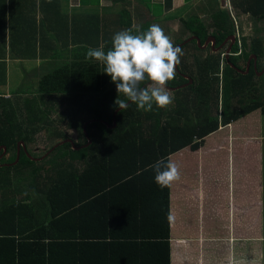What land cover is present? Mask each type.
Here are the masks:
<instances>
[{
  "label": "trees",
  "instance_id": "trees-1",
  "mask_svg": "<svg viewBox=\"0 0 264 264\" xmlns=\"http://www.w3.org/2000/svg\"><path fill=\"white\" fill-rule=\"evenodd\" d=\"M228 1L236 16H248L255 26L264 23V0ZM118 19L113 33L89 18L79 27L71 19V41L75 27L82 29L70 46L58 42L66 34L63 26L52 30L59 36L47 43L36 42L29 25L10 33L8 42L0 33V88L6 86L9 61L41 65L39 76L37 71L26 75L32 79L28 85L8 97L0 93V264H172L170 190L175 183L160 188L150 166L158 160L179 166L180 155L199 151L220 126L251 112L264 114V78L232 67L237 68L239 58L264 57L262 29L257 28V36L233 46L229 61L223 56L226 48L199 55L193 72L181 55L179 71L190 76L192 85L171 91L172 103L165 108L154 104L145 112L131 102L109 127L116 99L128 101L117 93L104 65L86 60L85 54L101 46L106 52L113 36L132 26L129 19L125 23L124 8ZM210 21L205 26L191 17L183 27L201 43L208 35L221 43L233 34L235 22L227 9L212 14ZM149 27L147 21L140 30ZM184 84L175 71L165 86L173 90ZM83 124L92 139L86 146H81L88 142ZM67 137L77 147L58 142ZM45 139L47 151L35 155L32 148ZM232 141L233 153L245 143ZM18 146V161L10 165ZM230 160L233 171L239 161ZM179 173L184 174L180 166Z\"/></svg>",
  "mask_w": 264,
  "mask_h": 264
},
{
  "label": "crops",
  "instance_id": "crops-1",
  "mask_svg": "<svg viewBox=\"0 0 264 264\" xmlns=\"http://www.w3.org/2000/svg\"><path fill=\"white\" fill-rule=\"evenodd\" d=\"M219 3L222 9L228 7V0H119V4L110 0H0V33L4 32L8 42L10 33L29 25L31 32L36 33V42L42 39L47 43L55 40L53 36H59L52 30L63 26L66 34L58 42L67 41L70 46L79 41L76 33L79 39L82 28L78 27L83 19L89 18L113 33L119 25V11L124 8L125 23L129 19L132 25H145L147 21L150 26L157 24L172 43L188 49V40L195 35L186 31L183 22L197 16L206 26ZM57 15L60 20L55 19ZM71 19L78 22L73 41ZM42 30L46 33L43 36ZM191 41L198 45L194 39ZM10 63L21 64L8 62L6 83ZM261 115L251 112L236 123L220 126L199 151L179 156L184 174L170 190L172 264H227L230 255L243 264H264ZM234 138L245 142L235 153ZM225 146L228 159L223 152ZM230 159L239 161L233 171Z\"/></svg>",
  "mask_w": 264,
  "mask_h": 264
},
{
  "label": "clouds",
  "instance_id": "clouds-1",
  "mask_svg": "<svg viewBox=\"0 0 264 264\" xmlns=\"http://www.w3.org/2000/svg\"><path fill=\"white\" fill-rule=\"evenodd\" d=\"M181 55L182 49L174 47L163 29L153 24L145 31H141L139 25H132L117 32L112 38L111 48L106 52L103 46L90 48L85 59L104 65L103 72L116 84L117 93L136 104L139 110L147 112L153 109L154 104L157 108H165L172 103L165 85L175 78ZM115 104L119 109L128 107L124 99H116ZM150 167L160 188L169 187L180 178L179 166L171 160H158ZM227 264H243V261L230 255Z\"/></svg>",
  "mask_w": 264,
  "mask_h": 264
},
{
  "label": "flooded vegetation",
  "instance_id": "flooded-vegetation-1",
  "mask_svg": "<svg viewBox=\"0 0 264 264\" xmlns=\"http://www.w3.org/2000/svg\"><path fill=\"white\" fill-rule=\"evenodd\" d=\"M244 17L245 16L243 15L242 18H244ZM246 17H245V19H247ZM231 18L235 22V25L233 24V26H234L233 34H231L230 36L226 37L221 43H218L216 41V39L214 37H212L211 35H208L204 39V41L202 43L200 42L199 46L198 45H194L193 41H190V42L187 43V45H190L189 49L185 48L186 46L185 47H183V46L180 47L181 49H184L182 51L183 52L182 56H183V58L185 57V64L188 67V69H190V71L193 69V72H196V70H195L196 69V62L194 61V58L195 57L200 58L199 52L207 50L208 53H218L222 49L226 48L225 52L223 53L224 54V59H225V61H229V59H226V57L228 56V50L230 49L231 46H232L231 47V52H232V48H233V46L235 44L238 43L239 45H241L242 38H247V37L250 36V39H251V35L252 36H257V34L255 35V33H253V30L257 29V26L252 27V25H251V27L249 29L250 35H245L242 32V29H241L242 27L240 26L242 20H238L237 16L236 15L232 16V14H231ZM248 20H250V22H253L249 18H248ZM263 27H264V23H261V28L263 29ZM260 34H262V36L264 38L263 30H262V32ZM194 37H196V36H194ZM213 41H214V44H213ZM246 42H250V41L246 39ZM177 46H179V45H175L174 47H177ZM242 52H243V50H241L239 52L237 57L238 56L240 57ZM193 54L194 55L197 54V55L191 56ZM230 56H231V53H230ZM254 57H255L254 55H249L247 57V59H246V62H243L242 58L237 59L236 67L240 71V73H242L244 75H247L249 72H251L252 74H254L255 79L258 78L259 74H261V78H264V57H257V56L255 58ZM183 62H184V59H183ZM177 65H179V64H177ZM178 68H179V66H178ZM254 69L256 71H254ZM175 71H177V70H175ZM178 73L181 76V78L184 79V81H187V84H184V85H182L179 88L173 89L174 91H177L178 89H184L187 86L192 85V83H193L192 79L190 78V76L188 74H186V73L182 74L180 71H178ZM187 78L190 79V81L187 80ZM171 90L172 89H170V92H171Z\"/></svg>",
  "mask_w": 264,
  "mask_h": 264
},
{
  "label": "rangeland",
  "instance_id": "rangeland-1",
  "mask_svg": "<svg viewBox=\"0 0 264 264\" xmlns=\"http://www.w3.org/2000/svg\"><path fill=\"white\" fill-rule=\"evenodd\" d=\"M215 7H217V9L215 10V12L213 14H216L219 11L222 10V4H220V3L218 5H216ZM224 7H225V5H224ZM223 9H227L229 11V13L232 14V16L235 15L233 13V11H232V7H231L229 1H228V7L227 8H223ZM193 13L196 14V10ZM242 17H243V15L239 16V17L237 16L238 20H242L241 25H240L242 27L241 28L242 32L245 35H250L249 29H250L251 25H252V27H255V25H254L253 22H250V20H248V16L247 17L245 16L247 19H245V17L244 18H242ZM257 28H261L260 23L257 24ZM262 30L264 32V27H263ZM253 32H255V30H253ZM249 38H250V36L247 37V39H249ZM189 48H190V45L188 46V49ZM207 54H209L207 50L200 52V55H202V58L205 57ZM214 57L217 58L218 54H216ZM15 62L16 63H21V64L10 63V65H9V79H8L9 82L6 83L5 87L0 88V93H4L5 95L6 94H9V95L12 94L13 92L16 91V89L19 86L21 87L22 85L23 86L28 85V83L31 82L32 79L31 78H27V80H26V77L29 76V75L34 74L35 71H37L39 73L38 76L40 75V71H39V68H38L39 65H40L39 62H17V61H15ZM42 73H41V75H42ZM258 78H261V75H259ZM168 92L170 94V91H168ZM170 96H171V94H170ZM261 116L263 118L262 129H261L263 131V133H262L263 140L261 141V144H262V151H263V154H264V114H262ZM39 134H44V133L42 132V133H39ZM76 134H77L76 132H74V133L71 132L69 135H70V137L75 138L77 141H80V138H78V136ZM42 138H44V137H42ZM67 138H69V137H67ZM47 144H49V142H48V140L45 139L44 143L40 142L38 147L32 148V150H34L33 152L35 153V155H42L43 152L47 151V147H48ZM43 157L44 156H41L40 159L43 158Z\"/></svg>",
  "mask_w": 264,
  "mask_h": 264
},
{
  "label": "water",
  "instance_id": "water-1",
  "mask_svg": "<svg viewBox=\"0 0 264 264\" xmlns=\"http://www.w3.org/2000/svg\"><path fill=\"white\" fill-rule=\"evenodd\" d=\"M192 39H194L196 42H197V44L199 45L200 44V41H199V39L197 38V37H193ZM191 39V40H192ZM191 40H188V41H191ZM187 41V42H188ZM214 42V41H213ZM182 45L183 44H181V45H179V46H177V47H182ZM230 50H228V52H229ZM226 59H229V57L227 56L226 57ZM175 70H177V71H179V68H178V65H176V69ZM187 80H189L190 81V79H188L187 78ZM165 88L168 90V91H170V89L169 88H167L166 86H165ZM171 91H174V90H171ZM131 103V101H128L127 102V104L129 105ZM121 109H119V108H117L115 111H114V113H113V117H112V120H113V124L112 125H110V124H108V123H106V125H108L109 127H114L115 126V124H116V120H115V116H116V114L120 111ZM83 127H84V125H83ZM83 132H84V134H85V136H88V135H86V133H85V131L83 130ZM63 141H67V142H70L71 143V140L70 139H62V140H58V142H63ZM22 143V142H21ZM23 144V143H22ZM1 148V147H0ZM3 151L5 152L6 151V148L3 146ZM48 154V153H47ZM46 154V155H47ZM46 157V156H45ZM44 157V158H45ZM18 158H19V146L17 147V157H16V159H15V161H14V163H12V164H10V165H15L16 163H17V161H18ZM32 159H34V158H32ZM6 165H8V164H6Z\"/></svg>",
  "mask_w": 264,
  "mask_h": 264
},
{
  "label": "bare ground",
  "instance_id": "bare-ground-1",
  "mask_svg": "<svg viewBox=\"0 0 264 264\" xmlns=\"http://www.w3.org/2000/svg\"><path fill=\"white\" fill-rule=\"evenodd\" d=\"M224 2H225V0H224ZM234 43V42H233ZM213 44H214V42H213ZM232 47V46H231ZM231 47H230V51L228 52V57L230 58V53H231ZM224 56V55H223ZM255 58V57H254ZM234 69H236L238 72H240L237 68H235L234 66H232ZM254 71H256L255 69H254ZM259 75H261V74H259ZM84 126H85V124H83ZM82 130H84L85 131V129H84V127L82 126ZM84 133V132H83ZM85 133H86V131H85ZM85 135V134H84ZM86 135H88V133H86ZM86 137V140H88V142H86V143H84V144H82L81 146H86V145H89L91 142H92V139H91V137L88 135V136H85ZM65 139H70L71 140V145H72V147H77V146H74V144H73V140L71 139V138H65Z\"/></svg>",
  "mask_w": 264,
  "mask_h": 264
}]
</instances>
